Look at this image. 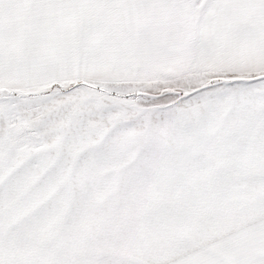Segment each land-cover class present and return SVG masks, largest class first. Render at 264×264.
Instances as JSON below:
<instances>
[{
    "label": "snow or ice",
    "instance_id": "1",
    "mask_svg": "<svg viewBox=\"0 0 264 264\" xmlns=\"http://www.w3.org/2000/svg\"><path fill=\"white\" fill-rule=\"evenodd\" d=\"M0 264H264V0H0Z\"/></svg>",
    "mask_w": 264,
    "mask_h": 264
}]
</instances>
